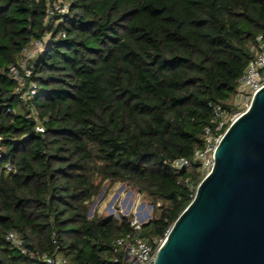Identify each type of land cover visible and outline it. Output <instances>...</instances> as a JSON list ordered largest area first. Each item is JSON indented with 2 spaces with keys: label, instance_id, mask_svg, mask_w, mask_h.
I'll return each mask as SVG.
<instances>
[{
  "label": "trees",
  "instance_id": "trees-1",
  "mask_svg": "<svg viewBox=\"0 0 264 264\" xmlns=\"http://www.w3.org/2000/svg\"><path fill=\"white\" fill-rule=\"evenodd\" d=\"M53 1L0 0V264H46L9 232L69 264H117L132 216L89 206L104 182L127 184L153 208L137 236L165 238L204 177L171 165L204 148L213 105L234 109L264 0H63L52 18ZM35 43L25 104L9 68Z\"/></svg>",
  "mask_w": 264,
  "mask_h": 264
},
{
  "label": "water",
  "instance_id": "water-1",
  "mask_svg": "<svg viewBox=\"0 0 264 264\" xmlns=\"http://www.w3.org/2000/svg\"><path fill=\"white\" fill-rule=\"evenodd\" d=\"M213 160L154 264H264V87L224 131Z\"/></svg>",
  "mask_w": 264,
  "mask_h": 264
},
{
  "label": "built area",
  "instance_id": "built-area-1",
  "mask_svg": "<svg viewBox=\"0 0 264 264\" xmlns=\"http://www.w3.org/2000/svg\"><path fill=\"white\" fill-rule=\"evenodd\" d=\"M67 13V5L63 0H55L48 8V16L56 17L57 15H63ZM42 47L40 43H35ZM250 53L253 55L248 61L244 73L238 80V87L236 90L235 98L243 100V104L246 109L250 106L252 97L264 87V38L259 36L256 38V42L250 46ZM27 50H24L26 53ZM20 59L17 65L9 68L10 76L17 82L15 93L19 96L25 104H29V101L37 95L36 86L34 84H28L25 86V79L31 76V66L28 67L31 56H24ZM31 58V59H30ZM29 59V60H28ZM213 122L215 124V130L211 131L210 128L204 129L205 144L202 150H196L192 160L177 159L172 163L174 170H181L184 168H190L193 165L199 166V172L206 176L208 175L214 165L213 153L219 143L224 131L227 127L242 113H235L225 110L221 105H213ZM37 132H43L42 128L37 127ZM192 190V187H190ZM141 224L136 221L131 222L133 228V234H128L116 239V245L123 252L122 260L115 259L114 263L117 264H154L156 252L158 248L163 244L164 239L158 241L157 246L154 248L142 238L138 237L136 232L140 231ZM5 241L14 249L20 252L22 255H26L30 258L37 259L46 264H69L67 259L62 257L57 251L52 254H38L34 251L28 250L23 241L15 232H9L5 236Z\"/></svg>",
  "mask_w": 264,
  "mask_h": 264
},
{
  "label": "rangeland",
  "instance_id": "rangeland-1",
  "mask_svg": "<svg viewBox=\"0 0 264 264\" xmlns=\"http://www.w3.org/2000/svg\"><path fill=\"white\" fill-rule=\"evenodd\" d=\"M42 47L38 44H32L24 56L33 58ZM30 58V59H31ZM29 60V59H28ZM234 112L242 113L246 107L243 100L235 98L231 102ZM99 182V179L97 180ZM114 217L119 219L121 216H132V221L143 225L151 220L153 208L148 199L137 190L130 188L127 184H110L109 181L103 183L100 194L94 198L89 206L88 216Z\"/></svg>",
  "mask_w": 264,
  "mask_h": 264
}]
</instances>
